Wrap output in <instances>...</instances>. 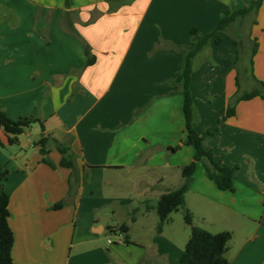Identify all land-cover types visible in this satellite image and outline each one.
<instances>
[{"label": "crops", "instance_id": "obj_1", "mask_svg": "<svg viewBox=\"0 0 264 264\" xmlns=\"http://www.w3.org/2000/svg\"><path fill=\"white\" fill-rule=\"evenodd\" d=\"M252 1L0 0V109L13 120L42 119L76 164L61 167L51 143L52 168L35 143L19 137L10 144L0 129V168L8 171L0 183L10 195L16 264H174L173 249L180 264L172 214L157 233L156 211L146 210V202L155 205L181 184V168L194 156L185 144L184 97L167 82L179 74L178 47L193 28L208 33ZM253 18L245 29L259 45L251 77L264 82V2ZM222 37L196 57L192 94L196 130H216V159L239 165L235 190L219 189L198 162L186 207L195 225L232 232L230 264H264V99L240 101L224 118L237 92V45ZM38 128L41 137L40 126L32 130ZM121 224L129 226L127 242L109 244Z\"/></svg>", "mask_w": 264, "mask_h": 264}, {"label": "trees", "instance_id": "obj_2", "mask_svg": "<svg viewBox=\"0 0 264 264\" xmlns=\"http://www.w3.org/2000/svg\"><path fill=\"white\" fill-rule=\"evenodd\" d=\"M69 4L70 0H66ZM264 0H254L248 6L232 10L224 14L214 27L208 33L202 34L197 29L191 30V37L187 44L179 46L178 51L181 55V68L179 74L169 80L167 83L175 87L184 97V117L186 123V140L185 144L192 146L194 149L193 161L181 168V184L172 189L166 190L158 199L155 205L146 202V210L155 209L158 215L157 233L163 231L164 225L171 220V214L183 210L184 220L191 227L190 237L185 245L180 264H230L227 253L229 251V242L232 239V232L222 231L212 233L204 228L194 224V215L186 207V194L189 190L190 183L196 171L198 162H202L206 175L212 180L219 189L234 191L235 173L239 169V165H227L221 160L216 159L214 147L211 145L215 136V131H209L207 136H202L195 128L198 116L194 98L192 94V83L195 78L194 63L196 57L211 44H219L222 42V35L237 24L238 28H242L244 22L249 17H255ZM252 19V23H255ZM237 44L238 41L234 39ZM258 42L253 40L251 45L250 70L253 74V58L258 51ZM86 55L88 57L87 65L95 62V56L92 54L90 47L86 46ZM239 56L236 59L238 62ZM237 69V68H236ZM257 87L245 91L241 88L239 75L237 72L236 86L237 92L231 99L225 110L224 118L235 115L236 106L240 101L251 100L255 97L264 99V82L256 79ZM39 124L42 135L35 144L39 146V152L42 156L41 161L52 168L57 166L49 157L50 144L54 143L55 147L61 154L59 165L64 168L76 170L75 156L71 153V149L67 144L60 143L57 139L45 133L46 127L44 121L36 116H24L17 120L11 119L8 114L0 109V129H2L9 137L10 144H17L19 136L24 134L32 125ZM0 146L3 143L0 139ZM8 171L2 172V176L6 177ZM1 177V180H3ZM6 179V178H4ZM63 202L54 205L55 209L63 206ZM10 195L6 192L4 184L0 183V264H16L12 257V249L14 245V233L9 224L11 216ZM137 213V209L133 211V215ZM133 219H135L133 217ZM121 231L127 234L129 226L121 224L111 232ZM127 242V237L126 240Z\"/></svg>", "mask_w": 264, "mask_h": 264}, {"label": "rangeland", "instance_id": "obj_3", "mask_svg": "<svg viewBox=\"0 0 264 264\" xmlns=\"http://www.w3.org/2000/svg\"><path fill=\"white\" fill-rule=\"evenodd\" d=\"M252 19H253V17L247 18L243 24V27L240 29L238 28V25L235 24L230 28L229 31H227L226 33H223V35H228L229 37H232L233 39H236L238 41V43L237 44L235 43V44L237 45V58L239 56L240 59L238 60V62L235 61L236 62L235 67L237 68L236 70H237L238 75H239L241 88L245 91H249V90L257 87V83L251 77L252 73L250 70L251 45H252L253 41L252 42L249 41V39L247 38V33L245 32V29L247 30L250 28V26L252 24ZM201 53H203V51ZM198 57H201V56H198ZM202 57H201V59H202ZM203 61L199 60V63L202 64ZM197 63H198V61H197ZM201 100L206 101V102L210 101L208 98V95H206V94L202 95ZM36 127H39V124L32 125L29 129L26 130V132L24 134L20 135L19 137L23 138L24 140L28 139V142L30 141V142H32V144L38 142L40 139V137H39L40 129L38 128L39 129V130H37L38 132L32 130V128L36 129ZM29 132H30V134L28 135ZM26 135H28V136H26ZM29 149H31V146L26 147V150H29ZM4 151H8V150H4ZM21 151L22 150H19V152H21ZM174 156L176 157V155H174ZM4 171H7V169L6 168H3V169L0 168V180H1V177H3L2 172H4ZM167 171H170V170H167ZM171 171H172L171 174L174 175L175 170L173 169ZM6 177H7V175H6ZM6 177L4 176L3 179ZM152 215L155 218L158 217L156 212H154V214H152ZM172 217L174 218V222L170 225L169 231H170V233L172 232V234L176 236L175 237L176 243L179 246L181 245V248L184 251L185 245H186V243L190 237V234H191V227L184 220L183 210H180L178 212H173ZM158 220H159V218H158ZM195 223L196 222L194 221V224ZM150 224L151 223L149 222L148 226H146V230H147V228L149 229L151 227ZM198 224H203V223L199 222ZM201 226H209V225H201ZM201 226H199V227H201ZM201 228H204V227H201ZM136 230L138 231V229H136ZM141 232L143 233V231H141ZM106 234H107V232L105 233V236H106ZM109 236L113 239L115 237L114 234H109ZM176 258H178V256H176L175 249H173L170 259L174 264H176Z\"/></svg>", "mask_w": 264, "mask_h": 264}, {"label": "built area", "instance_id": "obj_4", "mask_svg": "<svg viewBox=\"0 0 264 264\" xmlns=\"http://www.w3.org/2000/svg\"><path fill=\"white\" fill-rule=\"evenodd\" d=\"M115 239L109 238L108 243L109 244H122L125 242V235L121 231L114 232Z\"/></svg>", "mask_w": 264, "mask_h": 264}]
</instances>
